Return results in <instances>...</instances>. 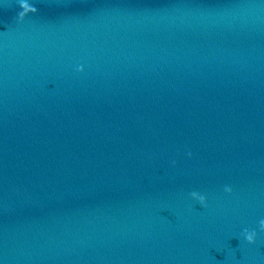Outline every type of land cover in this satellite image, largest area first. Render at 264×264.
Returning <instances> with one entry per match:
<instances>
[{"label": "water", "instance_id": "obj_1", "mask_svg": "<svg viewBox=\"0 0 264 264\" xmlns=\"http://www.w3.org/2000/svg\"><path fill=\"white\" fill-rule=\"evenodd\" d=\"M260 220L264 0H0V264H264Z\"/></svg>", "mask_w": 264, "mask_h": 264}, {"label": "clouds", "instance_id": "obj_2", "mask_svg": "<svg viewBox=\"0 0 264 264\" xmlns=\"http://www.w3.org/2000/svg\"><path fill=\"white\" fill-rule=\"evenodd\" d=\"M20 8L22 9V11L20 13H18V17L20 20H23L25 16H27L28 14H35L37 12V9L34 6H30L28 3H21L20 4ZM80 69H78L79 71ZM191 155V153H189V156ZM224 192L230 194L232 192L231 187L226 186L224 188ZM191 197L193 200L198 201V203L201 206L205 205V197L203 195H200L196 192L191 193ZM259 228L261 232H264V220H260L259 222ZM243 236L245 241L248 244H252L256 238V232L255 231H248L247 229L244 230L243 232Z\"/></svg>", "mask_w": 264, "mask_h": 264}]
</instances>
